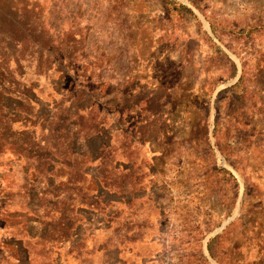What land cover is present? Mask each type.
I'll list each match as a JSON object with an SVG mask.
<instances>
[{"label":"rangeland","instance_id":"obj_1","mask_svg":"<svg viewBox=\"0 0 264 264\" xmlns=\"http://www.w3.org/2000/svg\"><path fill=\"white\" fill-rule=\"evenodd\" d=\"M174 1L30 2L39 29L85 39L71 88L100 87L106 129L122 119L103 227L55 246L60 264H264V0Z\"/></svg>","mask_w":264,"mask_h":264},{"label":"trees","instance_id":"obj_2","mask_svg":"<svg viewBox=\"0 0 264 264\" xmlns=\"http://www.w3.org/2000/svg\"><path fill=\"white\" fill-rule=\"evenodd\" d=\"M9 1L8 13H0V183L5 181L0 225L14 234L0 242V264H60L55 246L66 247L67 257L73 245L103 227L104 159L114 171L121 167L114 141L122 119L114 110L117 118L106 129L96 102L100 87L92 93L83 85L71 88L91 71L79 66L84 37L77 42L72 34L55 37L39 29L31 0ZM244 79L243 71L218 95L240 87ZM8 175L14 178L11 184Z\"/></svg>","mask_w":264,"mask_h":264}]
</instances>
